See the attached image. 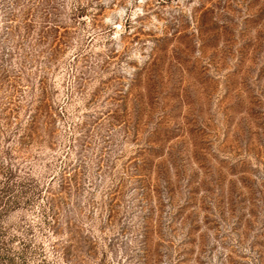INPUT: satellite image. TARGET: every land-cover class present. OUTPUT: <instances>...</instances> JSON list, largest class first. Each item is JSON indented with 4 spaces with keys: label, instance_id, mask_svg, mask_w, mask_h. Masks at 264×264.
Segmentation results:
<instances>
[{
    "label": "rangeland",
    "instance_id": "1",
    "mask_svg": "<svg viewBox=\"0 0 264 264\" xmlns=\"http://www.w3.org/2000/svg\"><path fill=\"white\" fill-rule=\"evenodd\" d=\"M56 7L0 0V264H264V0Z\"/></svg>",
    "mask_w": 264,
    "mask_h": 264
},
{
    "label": "trees",
    "instance_id": "2",
    "mask_svg": "<svg viewBox=\"0 0 264 264\" xmlns=\"http://www.w3.org/2000/svg\"><path fill=\"white\" fill-rule=\"evenodd\" d=\"M2 2H7L9 13L6 15L8 21L6 28L11 31L13 29H21L27 35H30V31L35 29V25H39L41 32L45 33L46 36L49 33L57 32L59 25L53 18L57 10L56 0H2ZM49 16H52V18H49ZM39 35V41L41 42L44 36L42 34ZM38 114L39 112L37 111L31 115L30 118L33 123H37L38 119H40ZM2 202L3 200H0V203Z\"/></svg>",
    "mask_w": 264,
    "mask_h": 264
}]
</instances>
